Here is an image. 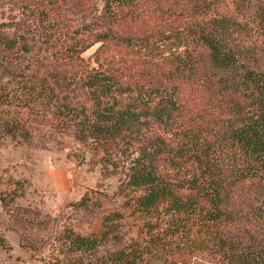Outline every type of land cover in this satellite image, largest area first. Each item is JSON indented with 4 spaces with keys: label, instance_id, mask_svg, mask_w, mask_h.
<instances>
[{
    "label": "rangeland",
    "instance_id": "rangeland-1",
    "mask_svg": "<svg viewBox=\"0 0 264 264\" xmlns=\"http://www.w3.org/2000/svg\"><path fill=\"white\" fill-rule=\"evenodd\" d=\"M105 1L0 0V38L15 40L9 48L0 43V129L6 130L0 132V235L8 245L0 247V264H108L113 251L147 239L148 225H157L156 233L166 224V203L138 211L137 191L126 183L139 142L77 136L93 109L83 84L88 71L116 74L140 105L154 87H175L177 108L167 124L151 125L172 143L191 133L214 136L242 102L203 84L199 68L175 70L171 41L197 18L184 0H131L112 14ZM158 165L174 183L191 171L188 162L175 166L166 156ZM250 190L239 183L233 198ZM113 213L118 216L104 220ZM68 229L107 236L93 251H69L62 237Z\"/></svg>",
    "mask_w": 264,
    "mask_h": 264
},
{
    "label": "trees",
    "instance_id": "trees-1",
    "mask_svg": "<svg viewBox=\"0 0 264 264\" xmlns=\"http://www.w3.org/2000/svg\"><path fill=\"white\" fill-rule=\"evenodd\" d=\"M130 1L106 0L104 9L112 14ZM184 1L197 18L171 41L168 55L177 56L175 70L199 68L203 84L238 95L242 102L235 103L234 117L214 136L191 133L172 143L153 134L151 125L167 124L169 112L177 108L175 87H154L140 105L131 86L116 74L88 71L83 84L93 109L79 124L77 136L94 141L125 136L139 142L126 175V183L137 191L136 210L148 213L166 203V224L156 233L157 225H148L147 239L113 251L108 264L149 259L264 264V0ZM0 43L9 48L15 40L1 37ZM160 156L175 166L188 162L191 171L183 180L169 181L159 171ZM243 182L249 183V194L233 198L234 188ZM113 215L118 213L104 220ZM106 236L105 231L99 236L69 229L62 233L69 251H93ZM0 247L8 248L1 235Z\"/></svg>",
    "mask_w": 264,
    "mask_h": 264
}]
</instances>
